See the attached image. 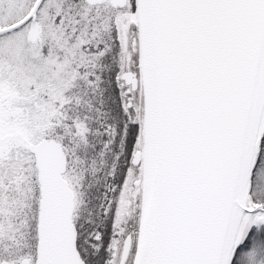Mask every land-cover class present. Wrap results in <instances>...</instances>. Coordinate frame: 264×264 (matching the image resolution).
I'll return each mask as SVG.
<instances>
[{"label":"snow or ice","instance_id":"snow-or-ice-1","mask_svg":"<svg viewBox=\"0 0 264 264\" xmlns=\"http://www.w3.org/2000/svg\"><path fill=\"white\" fill-rule=\"evenodd\" d=\"M0 264H264V0H0Z\"/></svg>","mask_w":264,"mask_h":264}]
</instances>
